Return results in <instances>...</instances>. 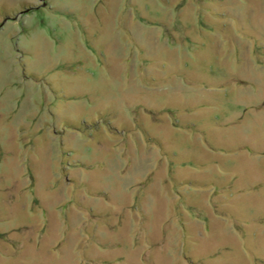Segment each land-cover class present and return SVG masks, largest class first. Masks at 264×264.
I'll use <instances>...</instances> for the list:
<instances>
[{"label":"rangeland","instance_id":"374dc122","mask_svg":"<svg viewBox=\"0 0 264 264\" xmlns=\"http://www.w3.org/2000/svg\"><path fill=\"white\" fill-rule=\"evenodd\" d=\"M0 264H264V0H0Z\"/></svg>","mask_w":264,"mask_h":264},{"label":"water","instance_id":"95a60500","mask_svg":"<svg viewBox=\"0 0 264 264\" xmlns=\"http://www.w3.org/2000/svg\"><path fill=\"white\" fill-rule=\"evenodd\" d=\"M6 18H4V20H5Z\"/></svg>","mask_w":264,"mask_h":264}]
</instances>
